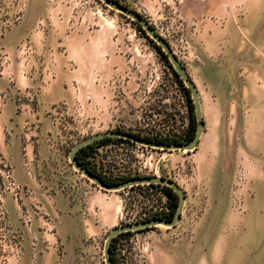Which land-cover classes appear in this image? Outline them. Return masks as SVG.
Returning <instances> with one entry per match:
<instances>
[{"label": "crops", "instance_id": "crops-1", "mask_svg": "<svg viewBox=\"0 0 264 264\" xmlns=\"http://www.w3.org/2000/svg\"><path fill=\"white\" fill-rule=\"evenodd\" d=\"M179 9L194 24L190 58L183 64L199 92L203 120L191 152L196 168L186 205L202 215L183 236L180 222L151 229L147 262L256 264L257 241L243 225L264 217V0H183ZM34 26L26 18L0 37L13 58L0 87L12 77L14 89L34 92L37 107L20 111L10 100L0 109V156L21 186L18 200L11 193L2 199L9 226L22 241L20 259L10 257L5 264H105L101 239L117 221V205L73 168L69 152H63L66 137L48 112L55 103L74 100L76 81L105 117L108 86L96 79L117 73L123 60L106 55L111 41L104 33L87 41L59 26L46 33ZM26 35L35 53L25 64L17 43ZM245 159L253 188L241 213L231 207L228 187L233 169ZM24 211L32 216L29 223Z\"/></svg>", "mask_w": 264, "mask_h": 264}, {"label": "rangeland", "instance_id": "rangeland-1", "mask_svg": "<svg viewBox=\"0 0 264 264\" xmlns=\"http://www.w3.org/2000/svg\"><path fill=\"white\" fill-rule=\"evenodd\" d=\"M142 1L116 0V3L125 5L134 12L139 13L148 22L151 21L152 24H159L160 20L169 21L176 14L183 16L179 9V4L183 0H148V4H144ZM26 18L34 21V28L39 29L40 33H46L47 27L51 26L56 30L57 26H59L64 29L66 35L77 33L87 41L93 37L97 39L100 33H104L105 37L111 41L106 55L108 57L109 55L119 56L123 60V68L118 70L117 73L110 74V77L105 80L102 78L96 79L97 83L108 86V92H106L105 97L109 101L107 105L109 110L105 117L101 118V109L97 106L93 96L88 92H82L81 84L76 83V81H74V100L71 103H55L49 110L48 113L55 115L58 120V131L66 137L64 146L62 145L65 155H67L72 146H75L88 136L110 129L122 130L120 126H113L112 123L115 119H130L132 122L136 118V111L139 110L140 103L143 100L150 101V98L162 91V85H160L162 79L166 80V83L171 79L177 80L172 69L150 42L149 37L138 29L131 18L105 5L100 0H0V37L14 29ZM17 48L20 51L19 59L25 64L34 56L35 49L28 35L17 43ZM12 59L8 51L0 44V77L4 75V71ZM182 65H184L183 62ZM7 80V87H0L2 105L0 109L8 101L13 100L16 102L17 110L21 111L28 106L30 111H35L37 107L34 92L32 93L31 90L20 91L19 88L14 89L13 78L7 77ZM180 86L185 93L186 105L190 112L188 114L191 120L193 112L190 109L193 101L190 102L188 100L185 84H180ZM12 87L14 90L11 89ZM164 88L167 91L171 89L168 84ZM123 109L125 112L121 113ZM55 143V147L61 146L60 141ZM131 147H139L138 151H134L133 155L130 153ZM91 151L92 153L87 159L92 166L111 177L121 176L125 172L132 175L138 170L141 171V176H152L147 174L149 172L147 168L150 165H152V168L157 167L159 164L158 173L160 176L177 181L184 193H187L188 188L194 184L192 180H194L196 166L191 158L193 150H163L143 145L138 146L137 144H131L124 140H119L117 137L110 136L105 141L96 143ZM80 176L87 182L86 184L95 186L90 183L91 180L81 173ZM16 183L18 184L17 181ZM19 187L21 192V186L19 185ZM85 188L87 189L86 186ZM94 188L106 193L107 197L114 201L118 208L115 225L107 227L103 233L100 245L103 251L104 239H106L110 230L118 225L125 224L121 223L119 219L124 193L122 190L109 192V190L100 189L97 186ZM252 188L251 173L245 159V165L238 163L233 169L232 180L230 187H228L231 207L244 213L247 206L246 199L248 195L252 194ZM186 204L185 194V203L178 221V223L180 222L178 229H181L182 236L186 234V229L188 227L191 229L202 215L199 210L192 211L191 207L188 208ZM246 225L250 227L248 238L252 240L255 238L257 241L256 255L258 261L256 264H264V217L260 216L257 222H246L243 227H246ZM158 227L160 226H152L147 230L139 231V233L131 232L130 235L116 240L119 264H136L133 248V241L136 240L135 234L141 237L137 244L134 245L138 246L141 249L140 251H144V254L149 258L152 250L150 230ZM163 228L168 229L170 227ZM2 232L4 233V231ZM2 232H0V235L3 234ZM18 234L21 241V234ZM2 243L0 238V244ZM0 248H2L1 245ZM103 257L102 261L104 262Z\"/></svg>", "mask_w": 264, "mask_h": 264}, {"label": "built area", "instance_id": "built-area-1", "mask_svg": "<svg viewBox=\"0 0 264 264\" xmlns=\"http://www.w3.org/2000/svg\"><path fill=\"white\" fill-rule=\"evenodd\" d=\"M149 23H151V21ZM151 26L166 40L181 63L190 58L191 46L189 35L194 26L192 22H189L184 16L176 14L169 21L160 20L159 24L153 23ZM167 84L169 88H171L169 91L164 88ZM160 85H162V91L150 98V101L143 100L140 103L139 110L136 111V118L132 122L130 119H115L112 123L113 126H120L123 131H128L131 134L141 137L147 136L157 139L166 138L169 141L185 138L190 127V118L188 114L190 112L186 105L185 93L181 89L178 80L171 79L166 83V80L164 81V79H162ZM1 106L0 101V107ZM129 143L137 144L138 146L143 145L157 148L139 142L130 141ZM138 148L139 147H131L130 153L133 155L134 151H138ZM158 167L159 164L157 167L155 166L153 168L152 165H150L147 168L149 170L147 174L160 176ZM140 172L141 171L138 170L132 175L125 172L122 173L121 176H141L142 174ZM120 190L124 193L119 217L121 223L132 224L144 220L158 219L159 217H163V215L165 216L169 211L171 199L163 183L143 182L129 187L127 186ZM6 193H11L18 200L20 196V187L16 183L9 162L0 156V232L4 231V233L2 232L3 234L0 235L1 241L3 242L0 244L2 247L0 248V264H5L10 257H15V259L19 260L22 255V246L19 239L20 235L10 228L6 211L2 204V199ZM31 218L32 216L29 212H23L22 219L25 223H29ZM156 226L163 225L157 224L153 227ZM133 232L139 233V231L136 230ZM135 236L136 240L133 241V248L136 256V264H148V257L144 254V251H140L141 249L134 245L137 244L141 236L138 234H135ZM174 236H177V233H174ZM31 264H34V262Z\"/></svg>", "mask_w": 264, "mask_h": 264}, {"label": "water", "instance_id": "water-1", "mask_svg": "<svg viewBox=\"0 0 264 264\" xmlns=\"http://www.w3.org/2000/svg\"><path fill=\"white\" fill-rule=\"evenodd\" d=\"M105 5H108L111 8H114V10H118L125 14L126 16L130 17L132 21L137 22L142 26V28L146 31V33L150 36V39H152L158 46L162 48V50L168 55V61L170 62L173 69L180 75L179 77L182 79L183 83L185 84L186 88L190 90V97L193 101V104L195 106V117H196V123L197 128L194 134V137L189 142H180V143H166V142H159L155 140H147V138H143L141 136H137L134 134L129 133L128 131L123 130H107L104 132H99L97 134L88 136L84 140L77 143L75 146H72V148L69 151V160L72 163L73 168L87 177L89 180H91L92 184L99 187L100 189L109 190L110 191H119L122 188L129 187L135 184L139 183H163L164 186L172 188L179 196V204H177V208L175 210V214L172 219L169 220H163L162 218H156L148 221H140L132 224H121L110 230L109 234L107 235L106 239H104L103 244V259L105 264H112L111 262V253H110V245L112 242V239H114L115 236H117L119 233L124 231H134L139 230L142 228H149L152 226H155L157 224H162L166 227H173L181 217V211L183 209V204L185 203V193L183 189L180 187L179 183H177L173 179L165 178L164 176H140L136 177L130 180H125L123 182L109 185V183L103 181L101 178H99L96 175L91 174L90 172L86 171L81 167V164L74 158L75 152L81 148L82 146H85L89 143H93L94 141H97L99 139H102L107 136L111 137H121V138H127L129 141L133 142H139L147 144L148 146H154L157 148L165 149V150H184V151H191L197 147L198 140L201 134V131H203V120H202V110H201V103L199 98V92L193 83V81L189 78V74L186 72V68L182 63L177 59V56L173 53L171 48L169 47L168 43L161 35H159L154 28L151 26V24L147 21L145 17L140 15L137 12H134L132 9L120 5L118 3H115V1L112 0H100Z\"/></svg>", "mask_w": 264, "mask_h": 264}, {"label": "trees", "instance_id": "trees-1", "mask_svg": "<svg viewBox=\"0 0 264 264\" xmlns=\"http://www.w3.org/2000/svg\"><path fill=\"white\" fill-rule=\"evenodd\" d=\"M112 1H115V3H116V0H112ZM133 23L138 27L139 30H141L150 39V36L146 33V31L142 28V26L140 24H138L137 22H134V21H133ZM150 42L154 45V47L159 52V54L162 56L164 61L172 69V71L174 73V76L178 80V82L181 85H184L182 79L179 77L180 75L173 69V67L171 66L170 62L168 61V58H167L168 55L152 39H150ZM184 87H185L186 93L188 95V100L191 102L192 99L190 97V94H191L190 90L188 88H186V86H184ZM190 110L193 113H192V117H191V120H190V127H189V129H188V131L186 133L185 138L183 137L181 139H174V140H170V141L167 140L166 138H158L157 139V138H150V137H147V136H143V138H147V140H155V141H159V142H166L168 144L169 143H180L182 141L189 142L194 137V134H195V131H196V128H197L196 117H195V106H194L193 103L191 104V109ZM108 138H110V136L104 137V138L99 139V140H97V141H95L93 143L91 142V143H89V144H87L85 146H82L81 148H79L75 152L74 158L81 164V167L83 169H85L86 171L90 172L93 175L98 176L103 181L109 183V185L117 184V183L123 182V181H125L127 179L130 180V179L139 177V176H134V177H128V176H125V177L118 176V177H116V176H112L111 177L110 175H106V174L102 173L101 171L97 170L94 166H92L90 161L87 159V157L92 153L91 149H93V147H94V145L96 143H101V142L105 141ZM117 139L129 141V139H127V138L117 137ZM164 188H165V190L167 191V193L170 196L171 204H169L168 213L165 216L163 215V217H159V218H162L163 220H169V219H172L174 214H175V210L177 208V204H179V196L172 188L167 187V186H164ZM143 229L147 230L149 228H142V229H139V230H136V231H140V230H143ZM131 232H133V231L121 232L117 236H115L114 239H112V242H111V245H110V253H111V257L110 258H111L112 264H119V256H118L117 248H116V240H118L121 237L130 235Z\"/></svg>", "mask_w": 264, "mask_h": 264}, {"label": "bare ground", "instance_id": "bare-ground-1", "mask_svg": "<svg viewBox=\"0 0 264 264\" xmlns=\"http://www.w3.org/2000/svg\"><path fill=\"white\" fill-rule=\"evenodd\" d=\"M121 202V201H120ZM120 208V207H119Z\"/></svg>", "mask_w": 264, "mask_h": 264}]
</instances>
